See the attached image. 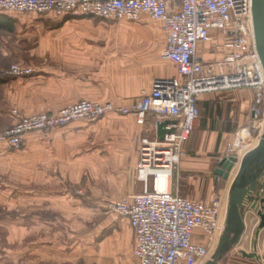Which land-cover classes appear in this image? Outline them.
Listing matches in <instances>:
<instances>
[{
  "label": "built area",
  "instance_id": "1",
  "mask_svg": "<svg viewBox=\"0 0 264 264\" xmlns=\"http://www.w3.org/2000/svg\"><path fill=\"white\" fill-rule=\"evenodd\" d=\"M255 0H0V12L51 13L56 18L87 17L107 20H138L145 13L161 21L166 34L163 58L172 61L178 76L156 77L133 105L116 107L81 100L56 113L21 116L0 132V146L18 150L33 131L58 128L78 120L98 121L109 112L130 115L155 137L140 141L137 176L142 193L123 196L108 206L130 220L136 235L139 264H201L210 248L195 241L196 231L206 237L220 230V203L192 201L172 190L171 179L186 153L199 118L198 99L206 92L255 87L264 89V44L257 41ZM223 33L225 58L208 71L198 56L201 43ZM223 66L228 70L223 71ZM32 67L10 66V75H28ZM252 107L253 119L262 115L260 104ZM18 111H15L17 114ZM162 134H160V132ZM166 177L161 186V177Z\"/></svg>",
  "mask_w": 264,
  "mask_h": 264
},
{
  "label": "crops",
  "instance_id": "2",
  "mask_svg": "<svg viewBox=\"0 0 264 264\" xmlns=\"http://www.w3.org/2000/svg\"><path fill=\"white\" fill-rule=\"evenodd\" d=\"M45 15L49 20L46 22L49 29L59 31L68 41L96 39L105 32L102 23L107 24V19L99 23L92 16L56 19L51 13ZM213 36V41L200 44L198 56L207 71L217 67L216 70L220 72L219 64L226 53L223 33L213 31ZM123 53V57H117L111 63L120 74V88L148 86V89L142 90L144 92L151 89L156 77L179 75L172 61L174 69L166 65L158 73L157 59L151 52L146 57L140 55L139 51ZM261 54L264 56V52ZM222 69L227 71L228 67L223 66ZM17 88L19 85L13 80L0 84V116L15 108L16 98L20 94ZM259 96L262 99V115L259 119H253L251 109L258 103ZM198 107L199 118L190 140L185 144L186 153L176 171L177 180H182L180 194L192 201L207 203L217 198L220 203L219 232L224 238L236 242L257 241V247L248 249V262L244 264H264V89L244 87L206 92L199 97ZM14 121L12 119L10 122L7 118L6 125L0 127V131L13 125ZM118 121L120 129H116V138L107 146L106 158L93 156V160L96 159L93 168L98 170L94 177L96 184L114 186L113 195L120 199L141 192V180L136 176L140 152L137 139L141 126L130 115L121 116ZM65 135L67 140L78 134L67 132ZM55 142L51 134L30 133L26 135L23 149L11 155L31 162L37 160L40 154H45L47 147ZM223 157L237 159L227 178L216 174ZM102 197L95 200V204L99 203L96 209L104 208L102 205L106 198ZM70 201L73 200L49 198L14 204V208L21 209L14 231L20 235V239L32 240V246L30 241L23 240L26 244L18 247V264H74L80 260L85 264H139L135 254L136 235L127 217L116 215L105 218L102 234H89L84 212L62 213L55 208ZM196 233L195 241L208 246L212 243L199 230Z\"/></svg>",
  "mask_w": 264,
  "mask_h": 264
},
{
  "label": "rangeland",
  "instance_id": "3",
  "mask_svg": "<svg viewBox=\"0 0 264 264\" xmlns=\"http://www.w3.org/2000/svg\"><path fill=\"white\" fill-rule=\"evenodd\" d=\"M253 12L257 41H263V0H256ZM4 13L14 19V23L13 30L0 29V76L5 81L17 83L19 88L16 91L20 94L15 108L0 116V127L6 125L7 118L10 122L14 119L16 124L21 116L56 113L62 107L81 100L107 102L116 107L133 104L148 86L133 89L119 87L120 74L111 63L117 57H123V52L139 51L145 57L151 52L157 59L158 73L166 65L174 69L172 62L161 56L166 45L162 22L146 13L138 20H106L107 24L102 23L105 28L102 36L88 41H68L59 31L52 32L46 25L49 20L45 14L16 10ZM102 19L97 18V22ZM152 50L155 52L152 53ZM15 63L32 67L33 71L28 75L8 74V69ZM15 111H18L17 114ZM121 116L126 115L109 112L95 122L78 120L58 128L33 131L34 134H51L57 142L51 143L45 154H40L37 160L31 162L11 155L22 150L24 145L18 150L0 146V264H18V247L26 244L23 240L30 241V245L32 243L31 239H20L14 231L21 216V209L14 208V204L21 201L70 198L73 200L71 204L55 208L62 213L84 212L89 234H102L104 219L118 215L108 206L118 200L113 195L115 187L99 186L94 181L98 170L93 168V162H96L93 156L106 158L107 146L116 138V129H120L118 120ZM139 130V147L142 137H155V133L147 128L139 127ZM67 132L78 135L65 140ZM176 171L171 185L173 181L172 190L180 194L182 180H177ZM141 184L139 193L144 189L142 181ZM102 196L106 198L102 205L104 208L96 209L99 203L95 204V200ZM208 238L212 243L207 245L210 254L203 262L206 264H244L248 262V249L257 247V241L236 242L224 238L219 231L213 238ZM74 264L85 263L80 260Z\"/></svg>",
  "mask_w": 264,
  "mask_h": 264
},
{
  "label": "water",
  "instance_id": "4",
  "mask_svg": "<svg viewBox=\"0 0 264 264\" xmlns=\"http://www.w3.org/2000/svg\"><path fill=\"white\" fill-rule=\"evenodd\" d=\"M262 1V0H261ZM264 1V0H263ZM256 2V0H255ZM261 44H264V39L263 41H259ZM264 52V48H263ZM160 134H162L161 131H159ZM237 162V159L235 157H223V159L220 162V168L216 170V174L220 176H225L226 178L229 176V171L233 168L235 163Z\"/></svg>",
  "mask_w": 264,
  "mask_h": 264
},
{
  "label": "trees",
  "instance_id": "5",
  "mask_svg": "<svg viewBox=\"0 0 264 264\" xmlns=\"http://www.w3.org/2000/svg\"><path fill=\"white\" fill-rule=\"evenodd\" d=\"M14 19L7 14L0 12V29L13 30ZM5 81V78L0 76V84Z\"/></svg>",
  "mask_w": 264,
  "mask_h": 264
},
{
  "label": "bare ground",
  "instance_id": "6",
  "mask_svg": "<svg viewBox=\"0 0 264 264\" xmlns=\"http://www.w3.org/2000/svg\"><path fill=\"white\" fill-rule=\"evenodd\" d=\"M165 182H166V177H161V179H160V184H161V186H164L165 185ZM203 264H206V262L205 263H203Z\"/></svg>",
  "mask_w": 264,
  "mask_h": 264
}]
</instances>
